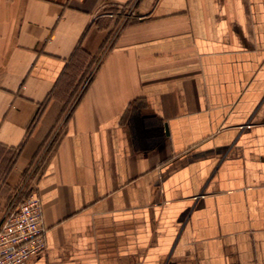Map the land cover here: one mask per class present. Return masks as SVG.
Returning <instances> with one entry per match:
<instances>
[{"label": "crops", "instance_id": "crops-1", "mask_svg": "<svg viewBox=\"0 0 264 264\" xmlns=\"http://www.w3.org/2000/svg\"><path fill=\"white\" fill-rule=\"evenodd\" d=\"M103 4L0 0V161L11 186L37 171L47 231L30 264H264V0Z\"/></svg>", "mask_w": 264, "mask_h": 264}, {"label": "built area", "instance_id": "built-area-1", "mask_svg": "<svg viewBox=\"0 0 264 264\" xmlns=\"http://www.w3.org/2000/svg\"><path fill=\"white\" fill-rule=\"evenodd\" d=\"M103 1L102 8L109 7L111 0ZM118 6L122 13L125 6ZM105 10L102 15H117L114 11ZM43 212L42 199L33 191L32 195L19 202L16 210L6 214L0 223V264H30L34 257L46 251L47 231Z\"/></svg>", "mask_w": 264, "mask_h": 264}, {"label": "rangeland", "instance_id": "rangeland-1", "mask_svg": "<svg viewBox=\"0 0 264 264\" xmlns=\"http://www.w3.org/2000/svg\"><path fill=\"white\" fill-rule=\"evenodd\" d=\"M113 11L118 13V10L114 9ZM122 13L126 14V10L123 9ZM75 74L77 76L78 73L76 72ZM15 156V154H12V156L8 157L7 161H0V223L8 212L16 210L19 202L32 195L33 191L35 190V178L37 171L33 173L27 172L26 175H24L22 181L14 186H11L7 182V171L11 160Z\"/></svg>", "mask_w": 264, "mask_h": 264}, {"label": "trees", "instance_id": "trees-1", "mask_svg": "<svg viewBox=\"0 0 264 264\" xmlns=\"http://www.w3.org/2000/svg\"><path fill=\"white\" fill-rule=\"evenodd\" d=\"M40 112H38V115L36 116V118L34 119V122L37 120V117H39Z\"/></svg>", "mask_w": 264, "mask_h": 264}]
</instances>
